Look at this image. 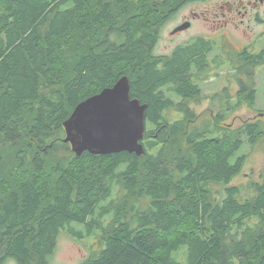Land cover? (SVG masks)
I'll return each instance as SVG.
<instances>
[{
    "label": "trees",
    "instance_id": "16d2710c",
    "mask_svg": "<svg viewBox=\"0 0 264 264\" xmlns=\"http://www.w3.org/2000/svg\"><path fill=\"white\" fill-rule=\"evenodd\" d=\"M192 1L0 0V263L50 264L62 232L82 236L79 225L96 223L103 248L79 264H264V173L249 197L233 183L263 128L220 122L253 104L256 89L238 77L237 101L224 88L213 96L219 112L201 119L192 102L210 62L223 64L210 57L216 40L154 53ZM233 56L239 68L264 59ZM125 75L148 105L145 153L77 156L64 122Z\"/></svg>",
    "mask_w": 264,
    "mask_h": 264
},
{
    "label": "rangeland",
    "instance_id": "374dc122",
    "mask_svg": "<svg viewBox=\"0 0 264 264\" xmlns=\"http://www.w3.org/2000/svg\"><path fill=\"white\" fill-rule=\"evenodd\" d=\"M226 1L233 0H195L181 7L173 18L164 26L161 37L156 45L154 53L156 55L171 54L174 48L180 44L190 41L194 37L205 36L208 39L216 40L218 46L210 57L220 54L223 64L221 67L210 62L211 71L204 74V79L200 82L202 95L192 102V106L201 119L212 118V114H217L221 109V103L213 96L227 88L232 95L234 102L237 101V93L240 90L237 78L243 79L248 89L255 88L257 96L253 104L244 101L239 109L227 112L224 120H221L222 130L225 128L237 129L245 123L256 122L263 128V136L260 137L257 145L253 148L246 146L248 159L240 175L233 180L234 184L242 187L243 195L249 197L253 194L250 184L259 180L264 173V59L261 65L252 67L249 63L239 68V60H234V54L242 52V47L248 41H253L257 36H263L264 24L255 23L253 34L245 31V26L238 28L225 27L223 24V14L220 5ZM260 8V7H259ZM207 13L209 20L196 19L190 29L179 34L172 35L177 26L184 22L185 17L191 16V11ZM214 12H216L215 15ZM209 13V14H208ZM261 17L264 19V8H260ZM247 32V33H245ZM226 35L229 37H226ZM259 48L264 46V42L257 44ZM172 117L181 118L183 112H172ZM214 195L221 198L223 186L212 184ZM113 200H120L122 197L121 189L117 188L113 193ZM111 216L103 219L104 225L110 221ZM93 228L86 225H79L83 230L82 236H71L67 231L62 232L57 243L55 253L50 259V264H79L89 258L94 252H99L102 246V224L93 223Z\"/></svg>",
    "mask_w": 264,
    "mask_h": 264
},
{
    "label": "water",
    "instance_id": "95a60500",
    "mask_svg": "<svg viewBox=\"0 0 264 264\" xmlns=\"http://www.w3.org/2000/svg\"><path fill=\"white\" fill-rule=\"evenodd\" d=\"M190 24L183 22L172 33L184 31ZM147 107L131 96V82L125 75L75 107L63 124L64 142L77 156L86 151L94 155L127 151L141 156L145 153Z\"/></svg>",
    "mask_w": 264,
    "mask_h": 264
},
{
    "label": "flooded vegetation",
    "instance_id": "af4514ba",
    "mask_svg": "<svg viewBox=\"0 0 264 264\" xmlns=\"http://www.w3.org/2000/svg\"><path fill=\"white\" fill-rule=\"evenodd\" d=\"M220 10L224 16L222 19L224 22L222 26L225 27H232V25L236 28L244 25L245 31H250L252 34L253 32V26H255V23L264 24V19L261 17L260 8H264V0H233V1H226L225 3L221 4ZM260 7V8H259ZM216 12H214L215 14ZM209 14V13H208ZM218 16V14H215ZM207 19L208 15L204 12H197L195 10L191 11V16H187L184 19V22H190V29L196 19ZM188 29L184 30L187 31ZM183 31L177 32L175 34L172 33V35L179 34ZM247 33V32H245ZM264 33V31H263ZM226 37H228L226 35ZM229 38V37H228ZM264 42V35L257 36L253 39V41H248L245 45L242 47V52H245L247 56L250 55H256V56H263L264 57V46L262 48H259V43ZM0 264H23L22 262H19L16 259H8ZM32 264V263H29Z\"/></svg>",
    "mask_w": 264,
    "mask_h": 264
}]
</instances>
